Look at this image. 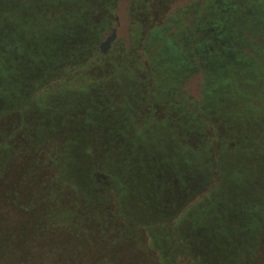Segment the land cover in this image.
I'll return each mask as SVG.
<instances>
[{"label":"trees","instance_id":"1","mask_svg":"<svg viewBox=\"0 0 264 264\" xmlns=\"http://www.w3.org/2000/svg\"><path fill=\"white\" fill-rule=\"evenodd\" d=\"M32 2L0 0V99L15 103L14 107L0 112V120L18 111L48 114L56 108V101L89 96L107 87L120 73L125 80L117 83L124 87L125 103L126 95L133 96L132 103L122 107L136 105L134 88L125 87L136 79L135 75L120 69L116 76L98 74L96 68L100 62L96 59L87 65L74 66L68 71L70 75L58 76L60 79L52 73L47 78V73L44 77L41 73L31 81L24 79L29 73L26 68L34 70L38 66L39 70L47 68L46 72L51 62L58 63L50 52L49 57H25L27 45L34 52H42L49 45L48 37L64 31L66 23L79 16L75 6L80 8V16L87 11L85 2L80 0H41L46 5L43 13L38 10L29 13ZM199 9L198 24L183 25V29L176 30L172 38L177 45L171 40L157 44L159 50L149 62L153 70L150 80L160 99L171 96V91L165 94L168 81L177 87L183 82L184 73L199 72L204 76L201 101H189L182 121L177 124L158 119L138 124L131 117L130 135L122 130L126 122L111 125L116 131L111 144L117 147L115 152L120 157L110 162L102 159L95 164L85 158L87 154L96 155L92 153V147L96 146L94 139L104 144H101L104 151L108 138L88 137L85 147L89 149L84 155L80 153L85 148L78 151L74 148L84 140L86 125L99 127L94 115L84 118L85 124L76 122L73 138L60 149L47 146L43 166L51 171L54 180L45 184L55 186L49 197L51 202L58 200L59 205V192L64 190L81 194L88 205L111 203L114 216L124 229L130 233L138 225L134 231L147 237V248L156 252L163 264H180L183 259L189 264H263L264 0H206ZM7 27L14 29L10 39L4 37L8 34ZM152 39L158 40L154 36ZM28 59L35 64L29 66ZM93 69L96 74L91 73ZM28 83L32 87L41 86L34 92L43 90L26 101L16 99ZM11 109L16 112H10ZM123 110L126 113L128 109ZM55 117L46 116L45 133L54 131L49 123L54 128ZM205 118H217L225 123V132L212 131L211 122ZM203 129L209 131L204 149L183 141V136L202 134ZM100 133L104 135L102 130ZM10 147L3 152L9 154ZM0 148L5 149L1 143ZM169 177L174 178L175 184L170 185ZM203 190L206 193H200ZM136 197H156L161 202L159 205L164 206L162 202L166 200L172 208L181 203L176 224L146 219L143 211L131 202ZM61 211L64 222L68 223L74 216V212ZM221 257L226 261H221Z\"/></svg>","mask_w":264,"mask_h":264},{"label":"rangeland","instance_id":"2","mask_svg":"<svg viewBox=\"0 0 264 264\" xmlns=\"http://www.w3.org/2000/svg\"><path fill=\"white\" fill-rule=\"evenodd\" d=\"M80 1L85 2L87 11L80 16V8L77 9L75 6L74 10L79 16L75 15L73 21L67 22L64 31L55 32L52 37H48L46 41H49V45L44 46L41 54L34 52L29 44L27 45L28 53L26 52L25 57L29 55L39 59L49 57L50 52L58 63L54 65L51 62V67L46 72V66L45 70H39L38 66H35L34 70L26 68L29 73H26L24 79L31 81L41 73L43 77L47 73L46 78L48 73H52L60 79L58 76L70 75L68 71L74 66L87 65L91 60L96 59L100 62V67L96 68L97 70L93 69L91 73L96 70L98 74L116 76L121 70L135 75L136 79L125 87L131 85L134 88L138 102L130 107L132 109L122 107L132 103L133 96L126 95L125 103L124 87L117 83L125 80L123 73H120L119 77L110 80L107 87H101L89 96L83 98L69 96L71 100L56 101V108L48 114H37V112L30 114L21 112V114L18 111L0 120V143L1 147H5V149L0 148L2 149L0 150V264H163L157 253L147 248V237L142 232L134 231L136 224L130 233L124 229L122 223L114 216V206L111 203L104 202V206L88 205L81 194L72 191L65 193V190L59 192L60 205L58 200L51 202L49 194L55 186L46 184H50L54 176L43 164L47 146L50 144L52 148L60 149L67 140L73 138L74 135L71 134L75 131L73 127L76 126V122L84 123V118H91L92 115L99 127L93 129L86 125L88 128L85 127V132L82 134L84 140H81L80 146L74 148L86 149L88 137L92 140L94 135L100 136L101 140L108 138L107 148L104 151L101 149V144H104L94 139L96 146L92 147V153L96 155L84 156L89 163L95 164L105 159L110 162L120 157L115 152L117 147L111 144L116 138L114 126H111L113 124L126 122L122 130L130 135L131 117L138 124L145 120L156 119L166 120L170 124L182 121V116L188 109V102L199 103L202 99L203 74L184 73L183 82L177 87L176 83L170 84L168 81L165 94L167 95L168 90L171 91V96L166 98L164 95L165 98L160 99L157 94L159 91L157 92L150 80L153 70H150L149 61L159 50L157 44L161 45L171 40L177 45L172 38V35L176 34L175 31L185 26H193L194 23L198 24L201 13L199 7L205 5L206 0ZM201 3L203 4L199 6ZM44 7L46 5H43L41 0H33L28 8L29 13L38 10L42 14ZM7 30L8 34L4 37L10 39L14 29L7 27ZM153 36L158 40L154 41ZM109 40H111L110 46L104 51L103 46ZM51 46H54V49H51ZM27 63L29 66L35 64L29 59ZM161 77L160 75L159 78ZM162 83L164 84L165 81L162 80ZM40 87H32L31 83L30 85L28 83L15 97L23 102L35 93H40L43 89L34 92ZM14 105V101L0 99V112ZM123 109L128 110L125 113ZM14 110L16 109H11L10 112ZM89 110L93 112L89 113ZM49 114L56 115V124L52 128L49 123V127L54 131L45 133L44 122ZM205 120L211 122L212 131L221 134L225 132V123L219 119L205 118ZM101 124L106 126L101 127ZM207 129L210 130L209 127ZM207 129L201 130L203 132L199 135L183 136V141L196 149H204L202 147L208 143L207 137H209ZM101 130L104 132L103 136ZM185 133L187 135V132ZM195 135L197 138L193 137ZM6 147L11 148L9 154L3 152ZM85 149L80 154L84 155L89 148ZM169 179L170 185L175 184L173 177ZM200 193H206V190ZM196 197L197 195L193 200H196ZM131 202L143 211L146 219L151 217L153 221L161 223L164 222L163 220L170 221L167 225L176 224L178 212L182 209L180 202V206L174 208L169 206V201L166 200L162 202L165 206L159 205L161 202L156 197L152 199L136 197L135 201ZM61 210L74 212L68 223L61 217ZM69 227L73 228V232L68 230ZM223 259L224 257L221 261ZM262 263L264 264V256ZM180 264H189V261L183 259Z\"/></svg>","mask_w":264,"mask_h":264},{"label":"water","instance_id":"3","mask_svg":"<svg viewBox=\"0 0 264 264\" xmlns=\"http://www.w3.org/2000/svg\"><path fill=\"white\" fill-rule=\"evenodd\" d=\"M110 42H111V40H109V42L108 43H106V45L105 46H103V49H104V51H106V49H108L109 48V44H110Z\"/></svg>","mask_w":264,"mask_h":264},{"label":"flooded vegetation","instance_id":"4","mask_svg":"<svg viewBox=\"0 0 264 264\" xmlns=\"http://www.w3.org/2000/svg\"><path fill=\"white\" fill-rule=\"evenodd\" d=\"M110 45V44H109ZM104 50V49H103Z\"/></svg>","mask_w":264,"mask_h":264}]
</instances>
